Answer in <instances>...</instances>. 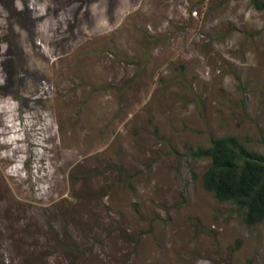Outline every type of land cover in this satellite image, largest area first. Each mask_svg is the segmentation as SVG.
Masks as SVG:
<instances>
[{"label": "rangeland", "instance_id": "rangeland-1", "mask_svg": "<svg viewBox=\"0 0 264 264\" xmlns=\"http://www.w3.org/2000/svg\"><path fill=\"white\" fill-rule=\"evenodd\" d=\"M227 136L264 157V0H0V264H264Z\"/></svg>", "mask_w": 264, "mask_h": 264}, {"label": "trees", "instance_id": "trees-1", "mask_svg": "<svg viewBox=\"0 0 264 264\" xmlns=\"http://www.w3.org/2000/svg\"><path fill=\"white\" fill-rule=\"evenodd\" d=\"M194 155L210 162L203 175L206 190L241 210L247 226L264 222L263 156L234 136L213 139L209 148Z\"/></svg>", "mask_w": 264, "mask_h": 264}]
</instances>
